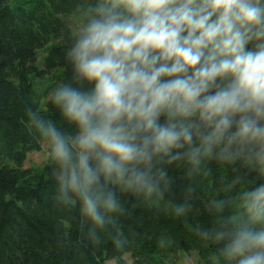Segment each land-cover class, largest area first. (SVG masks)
<instances>
[{
  "label": "clouds",
  "instance_id": "obj_1",
  "mask_svg": "<svg viewBox=\"0 0 264 264\" xmlns=\"http://www.w3.org/2000/svg\"><path fill=\"white\" fill-rule=\"evenodd\" d=\"M64 58L71 77L48 98L63 125L25 114L56 199L94 228L124 211L118 191L163 199L173 165L240 162L264 177V0H86ZM225 190L236 211L197 230L213 264H264V183L237 174Z\"/></svg>",
  "mask_w": 264,
  "mask_h": 264
},
{
  "label": "trees",
  "instance_id": "obj_2",
  "mask_svg": "<svg viewBox=\"0 0 264 264\" xmlns=\"http://www.w3.org/2000/svg\"><path fill=\"white\" fill-rule=\"evenodd\" d=\"M85 5L0 0V264H180L181 255L193 253L200 264H213L216 246L197 230L236 211V190H225L232 177L241 175L249 187L264 183L240 162L206 161L193 174L173 165L174 184L163 199L118 191L124 211L103 228L86 221L78 204L56 199L51 162L25 168L28 155L41 153L43 144L26 106L64 123L48 98L71 77L64 53L75 36L66 20H78ZM219 200L228 201L223 213L214 209ZM177 204H187L185 214L175 213Z\"/></svg>",
  "mask_w": 264,
  "mask_h": 264
},
{
  "label": "rangeland",
  "instance_id": "obj_3",
  "mask_svg": "<svg viewBox=\"0 0 264 264\" xmlns=\"http://www.w3.org/2000/svg\"><path fill=\"white\" fill-rule=\"evenodd\" d=\"M78 20L74 18H69V20H66V25L68 26V29L71 30L73 35L75 36V30L77 27ZM45 54L42 53L40 55V59L44 56ZM42 151L41 153H31L28 155V161L25 165L26 169H31L32 167L35 168H40L44 165H47L50 161L46 155L47 148L44 144H42ZM180 264H200L199 259L196 254H189V255H181L179 259ZM106 264H115L114 261H108Z\"/></svg>",
  "mask_w": 264,
  "mask_h": 264
}]
</instances>
